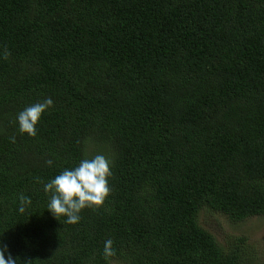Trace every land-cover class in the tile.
<instances>
[{
    "label": "trees",
    "instance_id": "obj_1",
    "mask_svg": "<svg viewBox=\"0 0 264 264\" xmlns=\"http://www.w3.org/2000/svg\"><path fill=\"white\" fill-rule=\"evenodd\" d=\"M46 98L36 135L21 134L17 114ZM95 155L111 161L109 196L56 219L43 185ZM202 212L264 215V0H0L5 258L255 261Z\"/></svg>",
    "mask_w": 264,
    "mask_h": 264
},
{
    "label": "clouds",
    "instance_id": "obj_2",
    "mask_svg": "<svg viewBox=\"0 0 264 264\" xmlns=\"http://www.w3.org/2000/svg\"><path fill=\"white\" fill-rule=\"evenodd\" d=\"M53 101L46 98L43 102L34 103L25 107L17 114L18 131L29 136L36 135V125L42 114L50 107ZM48 165L51 160L46 161ZM111 161L104 155H95L91 159H81L77 166L66 168L49 182L43 185V191L49 195L48 211L57 219L66 217V223L75 224L80 220V212L85 208H95L103 205L109 196L111 177ZM30 202L29 198L22 197L19 211H24L23 205ZM112 241L105 242L107 252ZM7 245L0 244V264H17L8 253Z\"/></svg>",
    "mask_w": 264,
    "mask_h": 264
},
{
    "label": "rangeland",
    "instance_id": "obj_3",
    "mask_svg": "<svg viewBox=\"0 0 264 264\" xmlns=\"http://www.w3.org/2000/svg\"><path fill=\"white\" fill-rule=\"evenodd\" d=\"M200 223L213 233L220 244L228 247V239L233 241L237 237H246L249 244L245 250L250 264H261L264 261V215L252 216L244 220L233 222L223 215H212L202 212Z\"/></svg>",
    "mask_w": 264,
    "mask_h": 264
}]
</instances>
